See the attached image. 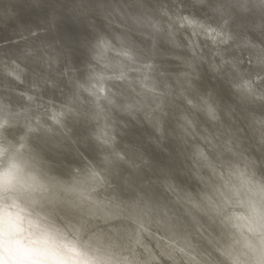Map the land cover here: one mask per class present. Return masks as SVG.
Here are the masks:
<instances>
[{"label":"bare ground","instance_id":"bare-ground-1","mask_svg":"<svg viewBox=\"0 0 264 264\" xmlns=\"http://www.w3.org/2000/svg\"><path fill=\"white\" fill-rule=\"evenodd\" d=\"M6 171L92 264H264V1L0 0Z\"/></svg>","mask_w":264,"mask_h":264},{"label":"clouds","instance_id":"clouds-1","mask_svg":"<svg viewBox=\"0 0 264 264\" xmlns=\"http://www.w3.org/2000/svg\"><path fill=\"white\" fill-rule=\"evenodd\" d=\"M20 191L10 171L0 173V264H92L21 202Z\"/></svg>","mask_w":264,"mask_h":264},{"label":"water","instance_id":"water-1","mask_svg":"<svg viewBox=\"0 0 264 264\" xmlns=\"http://www.w3.org/2000/svg\"><path fill=\"white\" fill-rule=\"evenodd\" d=\"M259 1H264V0H259ZM92 34L91 33H89V32H87V34H86V36H91ZM217 90V89H216ZM218 91H219V89L216 91L217 93H218ZM219 93L222 95H224L225 96V94L223 93V92H220L219 91Z\"/></svg>","mask_w":264,"mask_h":264},{"label":"rangeland","instance_id":"rangeland-1","mask_svg":"<svg viewBox=\"0 0 264 264\" xmlns=\"http://www.w3.org/2000/svg\"><path fill=\"white\" fill-rule=\"evenodd\" d=\"M110 126V125H109Z\"/></svg>","mask_w":264,"mask_h":264}]
</instances>
